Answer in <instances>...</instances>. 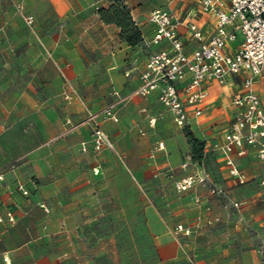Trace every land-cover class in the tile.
<instances>
[{
  "label": "crops",
  "instance_id": "crops-1",
  "mask_svg": "<svg viewBox=\"0 0 264 264\" xmlns=\"http://www.w3.org/2000/svg\"><path fill=\"white\" fill-rule=\"evenodd\" d=\"M123 2L143 36L135 47L100 20L98 9L109 0H0V264H190L191 257L194 264H264V163L255 147L236 157L246 176L241 184L215 147L239 109L232 98L241 76L210 81L199 115L186 104V126L205 143L202 164L191 161L184 127L159 102L158 89L127 97L148 57L167 46L150 43L153 9L180 17L187 54L198 45L188 24L208 38L210 15L199 0ZM241 41L238 33L228 49ZM188 81L177 85L183 100ZM254 89L264 106V71ZM65 92L77 96L66 100ZM111 105L119 121L98 123L113 147L81 151L92 130L88 114ZM200 165L225 197L201 185L175 190V180ZM230 201L244 205L237 210ZM213 216L220 221L207 225ZM179 222L199 228L180 242L172 232Z\"/></svg>",
  "mask_w": 264,
  "mask_h": 264
},
{
  "label": "built area",
  "instance_id": "built-area-1",
  "mask_svg": "<svg viewBox=\"0 0 264 264\" xmlns=\"http://www.w3.org/2000/svg\"><path fill=\"white\" fill-rule=\"evenodd\" d=\"M199 6L210 15L213 31L206 38L194 24H188L198 42L197 47L189 54L185 53L183 40L177 31L178 25L182 23L180 17L172 10L162 8L153 9L149 13L148 19L155 25L150 43L159 44L166 41L167 46L148 57L140 74V84L127 97L135 95L146 98L158 89L159 102L170 112L174 122L184 127L189 118L186 104L194 107V115H199L201 105L208 94L206 86L210 81L222 83L229 74L240 75L242 89L232 98V104L239 109L222 141L215 147L224 156L228 175L242 184L246 181V176L237 167L236 157L244 156L249 147H255L257 159L264 163V106L254 89L256 79L264 71V0H199ZM16 7L22 10L21 1ZM26 20L32 23L31 17ZM238 33L242 37L241 44L229 50L228 44L236 39ZM187 76L189 81L182 89L185 95L183 100L177 85ZM76 96L69 92L64 93L66 100H72ZM113 108L111 105L98 113L88 114L87 120L92 123V130L89 140L80 143L81 151L86 152L89 144L94 152L113 147L108 135L98 123L99 119L118 122V114ZM66 125L71 127L72 121L67 119ZM15 166L16 162L8 165L9 169ZM182 167L186 168L187 163H183ZM93 171L97 173L98 169L94 168ZM2 179L3 175L0 173V180ZM196 185L205 187L209 196L225 197L223 188L213 183L201 165L174 182L175 190L179 193ZM260 185L264 188V173ZM17 189L24 196L30 193L22 184H18ZM193 199L196 204L201 202L199 195H195ZM229 204L239 210L244 201H230ZM40 206L48 211L44 204ZM206 209L210 210V207ZM8 221L13 223L14 218L10 215ZM219 221L218 216H213L206 219L205 223L212 225ZM198 228V222L195 226L179 222L174 225L172 232L181 242L192 236ZM189 262L194 264V259L189 258Z\"/></svg>",
  "mask_w": 264,
  "mask_h": 264
},
{
  "label": "trees",
  "instance_id": "trees-1",
  "mask_svg": "<svg viewBox=\"0 0 264 264\" xmlns=\"http://www.w3.org/2000/svg\"><path fill=\"white\" fill-rule=\"evenodd\" d=\"M98 15L102 22L114 24L118 27L120 29V39L131 47L142 43V33L136 22L132 19L130 10L123 0H109L107 7H100L98 9ZM183 130L189 145L191 161L201 164L205 156V143L198 139L187 126H184Z\"/></svg>",
  "mask_w": 264,
  "mask_h": 264
},
{
  "label": "rangeland",
  "instance_id": "rangeland-1",
  "mask_svg": "<svg viewBox=\"0 0 264 264\" xmlns=\"http://www.w3.org/2000/svg\"><path fill=\"white\" fill-rule=\"evenodd\" d=\"M195 233H196V232H195ZM195 233H194V234H195ZM194 234H193V235H194Z\"/></svg>",
  "mask_w": 264,
  "mask_h": 264
}]
</instances>
